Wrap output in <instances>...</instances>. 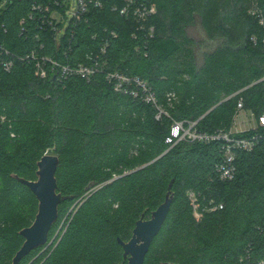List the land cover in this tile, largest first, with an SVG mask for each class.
Masks as SVG:
<instances>
[{
	"label": "trees",
	"instance_id": "trees-1",
	"mask_svg": "<svg viewBox=\"0 0 264 264\" xmlns=\"http://www.w3.org/2000/svg\"><path fill=\"white\" fill-rule=\"evenodd\" d=\"M151 1L154 37L120 14L124 0H102L73 37L67 32L58 42L36 19L34 8L49 0H0V264H13L25 241L20 232L32 225L27 217L38 213L36 196L15 175L37 180L38 162L52 148L60 158L58 192L72 199L60 204L49 235L55 239L38 264H128L119 239L128 242L137 222L152 218L172 181L171 209L145 264H264V140L237 153L231 181L216 172L222 141L166 143L173 119L198 121L206 133L230 129L240 98L257 117L264 113V82L252 85L264 77V31L249 13L264 0ZM198 23L208 39L222 40L201 65L191 35ZM105 40L108 68L147 81L173 119L158 120L155 105L116 91L103 71L91 80L59 79L48 68L42 78L26 58L36 50L76 67ZM170 93L177 96L172 106Z\"/></svg>",
	"mask_w": 264,
	"mask_h": 264
},
{
	"label": "built area",
	"instance_id": "built-area-1",
	"mask_svg": "<svg viewBox=\"0 0 264 264\" xmlns=\"http://www.w3.org/2000/svg\"><path fill=\"white\" fill-rule=\"evenodd\" d=\"M102 6V0H49V4L40 3L34 9L37 11L36 19L39 18L38 23L40 26L51 29L56 35L57 41L60 42L67 32L72 37L75 35L78 22L87 17L92 7ZM119 10L122 16L133 18L137 21L138 27L136 32L145 31L148 36L154 37L155 26L149 24V19L158 12L155 2L151 0H124V4ZM249 12L256 17L264 31V6L255 4ZM32 18H34V13ZM112 36L116 38L118 35L112 32ZM253 40L256 41L255 38ZM109 45V40H105L101 45L99 53L88 56L89 63H81L76 67L62 64L48 56H39L36 50H33L26 58L34 59L37 74L42 78L48 77V68L59 79L77 75L85 80H91L97 72L103 71L106 73L107 80L114 84L116 91L129 92L134 97H142L145 102L155 105L158 110L156 115L158 120L163 116L172 118L169 111L158 105L157 98L147 81L139 76L126 74L117 70L112 71L108 68L106 57L107 46ZM40 46L44 45L40 44ZM11 65L12 62H7L6 68L9 70ZM261 82H264V77L252 85ZM247 88L241 89L233 94L232 97L241 94ZM168 98L170 106H172L177 96L175 93H170ZM197 123L198 121H178L173 119L170 133L166 137V143L173 147L183 140L205 143L222 141L224 143L222 160L216 166V172L222 181L235 179L237 173L236 159L239 151L252 152L258 143L264 140V113L257 117L253 111L245 108L243 98H240L237 104L233 125L230 129H219L213 133H206L196 128ZM188 194L195 211H197L199 202L196 193L191 190ZM196 215L198 216V214Z\"/></svg>",
	"mask_w": 264,
	"mask_h": 264
},
{
	"label": "water",
	"instance_id": "water-1",
	"mask_svg": "<svg viewBox=\"0 0 264 264\" xmlns=\"http://www.w3.org/2000/svg\"><path fill=\"white\" fill-rule=\"evenodd\" d=\"M221 42L222 40H219L218 45L213 50L220 46ZM59 165L60 158L58 155L46 154L38 162L37 180H26L15 175L34 193L39 206L34 223L20 232L25 241L14 257L13 264H19L34 249L48 244L50 231L59 219L60 204L67 199H72V197L63 196L58 192L56 173ZM172 186L173 181L169 185V192L165 202L153 212L152 218L149 220L140 219L133 231L132 238L128 242L119 239L128 264H145L146 256L153 240L159 234L170 212L174 198Z\"/></svg>",
	"mask_w": 264,
	"mask_h": 264
},
{
	"label": "rangeland",
	"instance_id": "rangeland-1",
	"mask_svg": "<svg viewBox=\"0 0 264 264\" xmlns=\"http://www.w3.org/2000/svg\"><path fill=\"white\" fill-rule=\"evenodd\" d=\"M250 13V12H249ZM251 14V13H250ZM191 35L195 38V42H197V47H196V53H197V58H198V65H201L203 63V59H204V55L208 52L213 51V49L218 45L219 41H211L210 39H208V36L206 35V33L202 30L200 24L198 23L191 31ZM182 88V87H181ZM184 89H180L178 92V96H182V94L184 93ZM177 99V98H176ZM47 154H55L54 148L52 149H48ZM35 204V203H34ZM77 203H74V205H72L69 209L70 212L73 210V208L76 206ZM34 207V206H33ZM36 209V206L35 208ZM69 212V213H70ZM65 215L64 217L61 218L59 226L56 228V230L54 231L55 237L59 234V232L62 230V228L64 227L65 223H66V219L68 217V214ZM27 222H29V224H33L34 223V219L33 217H27ZM55 239V238H54ZM53 239V240H54ZM53 240L49 241L48 244H46L45 246H43L41 248V250L35 255V257L31 260V262H29V264H38L37 262H42V258L48 253V251L50 250Z\"/></svg>",
	"mask_w": 264,
	"mask_h": 264
}]
</instances>
